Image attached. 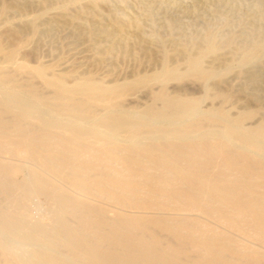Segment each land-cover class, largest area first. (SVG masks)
Here are the masks:
<instances>
[{
    "label": "rangeland",
    "instance_id": "374dc122",
    "mask_svg": "<svg viewBox=\"0 0 264 264\" xmlns=\"http://www.w3.org/2000/svg\"><path fill=\"white\" fill-rule=\"evenodd\" d=\"M92 1L96 4L92 3ZM112 21H120V23L122 22L121 24H131V26L127 25L128 28L125 25L122 28L124 31H122L116 27L113 28ZM134 28L138 29L137 33ZM105 32H109V34H104ZM208 38L219 49H217V58L211 55L204 56L206 58L202 59V66L206 69L215 68L212 69L215 73L209 76L210 79L207 77L208 81L207 78L196 80L192 76H183L187 69L186 56L184 57L185 52L183 51L194 52L203 46L205 43L203 41ZM258 44L263 45L262 50L255 49ZM251 48L254 49L252 50ZM0 49L14 51L15 61L23 66V68L18 69L15 67L7 69L6 74L13 80L12 85L15 83L14 87L20 88V91L34 90L44 95L43 97L46 99L50 97V90L46 89L40 80L31 77L30 72L34 66L41 65L46 69L47 73L52 72L51 74L53 75L66 76L65 82L68 85L79 79L87 78L93 80L96 85H101V87L104 86L105 89H108L115 84L130 82V80L132 81L138 76L152 75V73L160 70L165 59L166 64L174 69L176 68L177 70L175 71L182 77L177 79V81H175L176 79L168 80L165 83L168 84H163V86L151 83L124 91L123 99L121 100L123 108H130L131 110L129 111H132L133 108H136V110L133 109L134 111L148 107L160 108V98L163 96L190 97L201 100V105L199 106H204V110H201L204 113H216L214 112L215 110L218 112L217 114L223 112L228 119L232 116L230 120L239 119V125L243 124V126L245 125L244 127L252 129L264 124V0H0ZM254 51L258 52L255 53ZM161 52L162 54L160 55ZM250 52L252 60L248 61L247 64L233 62V60L238 61L242 53ZM1 56L2 54H0V62L2 61L0 66L5 65L3 56ZM238 65H241V67H238ZM227 67L228 70L224 73ZM220 70H223V73L218 72ZM215 74L219 76H215ZM28 86L32 87V89ZM205 90L209 97H207ZM175 94H179L181 97ZM153 102L154 104L152 105ZM219 103L222 104V108ZM201 107L200 109H202ZM213 108L214 111L212 110ZM223 108L224 110L221 111ZM97 110L100 113V109L98 108ZM207 110L208 112H206ZM209 110H212V113ZM219 111L221 112L219 113ZM236 114L239 115L237 116ZM31 122L36 124L35 120H27L25 123L30 125ZM213 130L218 129L215 128ZM146 132L141 133L138 129L134 130L132 135L141 139L148 136L149 133L151 136L156 134L151 131ZM34 134L32 138L35 140L33 141L31 138V143L38 146L42 144L40 148L44 147V140H40V133L36 132ZM157 140L155 141V147H160L159 150L156 148L155 152L159 153V156L162 155L164 157L165 155V158H170L178 166H184L182 168L186 170L185 172L190 177L192 174V177L195 175V177L202 179V182L205 180L204 185L207 187H217L216 190L222 194L224 193L225 198L227 197L224 200L225 202H221L216 196L208 194L209 190L206 186L198 188L188 180H183V182L179 180L180 182L177 185L170 184V187L168 186L165 192L159 189L161 182L159 184L158 180L149 178L136 180V183L134 182L135 184L131 185L132 187L137 185L135 190L130 189L131 187L122 186L124 184L123 181L119 182L121 185L119 183H111L101 187L97 182L102 181V177H99V180L97 174L100 171L106 172V170L103 168V164L96 161V158L103 156L104 149L102 150L101 145L99 146L101 144L100 141L92 144L87 142L89 147L86 144L83 145L85 149L81 155L82 163L74 164V160L69 158H65L66 160L63 159L61 162L65 171L69 167L74 171L82 169L88 173L89 180H87V184L85 182L81 184L87 190L86 192L84 190V194H89V197V192L94 194H92L91 199H85L74 194L68 184L69 182L62 181L63 185L55 183L56 187L65 189L64 191H67V195L71 194L70 196H72L73 194L72 197L75 196V198L81 199L83 202H90L88 205L91 209H105V212L101 210L100 217L94 214L90 215L91 220L95 222L99 219L103 221L101 225L103 233L100 232L102 235L112 230L110 222L114 221V218L117 221L118 217L119 222H121V218H123L121 216L125 214L123 219L127 226L131 228L135 226L137 228L140 225L139 227L143 229L138 227L134 230L132 228L129 232L132 239L153 240L159 249L173 254L177 262L198 263L208 261L213 264H264V227H262V230L260 229L261 227L255 224L261 221L263 226L264 223V179L257 177V172L260 173L262 170H254L255 164L252 163L254 165L248 169L247 173L242 174L240 162L232 166L230 161L231 154L226 153L218 145L213 146L214 150H210L209 145H203L198 149L195 145L188 144L180 148L175 147L176 144L173 139L163 138ZM1 142L3 147L0 149V163L5 165L4 162H6L5 166L10 169L9 171L6 169V173L5 171H2L3 173L0 171V182L3 177L6 182L8 181L10 194L7 197L0 192V207L10 212L15 211L12 200L16 198V195L21 196L23 194L21 204L24 205L23 208L25 207L24 216L28 222L40 221L48 224L51 220L53 221L57 205L53 204V201L42 193L40 189H36L35 186L30 185L29 189L26 183L31 175V168L29 170L25 168V161L14 153H10L16 150L13 146L7 145L0 140ZM147 142L149 141L145 140V143ZM50 145H55V141H52ZM90 145L93 147H90ZM162 145L163 147H161ZM94 146L95 148L96 146L98 147L95 149ZM177 149L180 151H177ZM12 164H15L16 167ZM88 166L90 169L92 167L91 170L93 171L88 170ZM118 166L115 167L116 172H122L124 175L128 172L132 173L134 170L137 171L136 167L133 170L131 167L125 169L126 166H122V164H118ZM127 169H130V171ZM7 173L13 175L10 176ZM152 173L154 171L148 172L149 175H153ZM1 174L4 176H1ZM90 177L92 178L90 179ZM61 178L67 181L65 177ZM2 181L5 182L4 180ZM13 182H17V184ZM227 182H230V184ZM218 184L219 186H217ZM157 185L158 187H156ZM33 188L37 191L34 192ZM95 189H99V191ZM101 191L103 192L102 194ZM112 191L115 197L111 198L108 195ZM199 192L202 196L199 195ZM129 193L133 195L130 196ZM97 194H101V197L95 196ZM118 195L122 198H119ZM6 197L10 198L7 199ZM117 197L119 198L118 200ZM228 197H231V199ZM247 199L254 202L251 201L249 203L250 201H245ZM232 200L234 201L232 202ZM237 200L240 202H237ZM10 202L11 206L9 205ZM148 202H152L155 205ZM157 203H161L162 206L157 205ZM11 208L13 210H10ZM115 212L121 215L117 216ZM202 213L204 214L202 215ZM127 216H130L129 221ZM145 217L150 220H146ZM252 217H255L254 221ZM256 217L259 218L257 219ZM137 218H139V221ZM233 219L234 221H232ZM68 220L71 224L78 222L77 219L72 217ZM153 220H156V223L158 221V223H154ZM107 221L110 222L108 223ZM166 228L171 232L169 233ZM145 229H148L149 232ZM83 232H88L85 227ZM172 232H175V234L173 235ZM150 233L151 236L148 237ZM2 237L0 235L1 240L5 239L7 241L3 240L4 243H8L7 246L9 245L10 251H7L8 248L6 246L5 254L0 252V264H17L18 262L20 264L25 258L23 260L24 263L32 261V247L30 244L25 243L24 245V242L16 237H12L13 239H9L11 238L9 236V238L3 235ZM220 245L221 247L219 248ZM27 251L28 253H26ZM235 251L237 255L234 254ZM6 252H9V255ZM60 252L61 254L65 253L63 250H60ZM15 256H20V258L16 261ZM21 257H23L22 260H20Z\"/></svg>",
    "mask_w": 264,
    "mask_h": 264
},
{
    "label": "bare ground",
    "instance_id": "6f19581e",
    "mask_svg": "<svg viewBox=\"0 0 264 264\" xmlns=\"http://www.w3.org/2000/svg\"><path fill=\"white\" fill-rule=\"evenodd\" d=\"M94 1H98V0H94ZM92 3L96 4L93 1H92ZM93 7H95V5H93ZM121 23H120V21L119 22L112 21V24L114 25L113 28L116 27L119 30H122V28L126 24H124V23L121 24ZM127 25H126V27H128L129 25L131 26V24H129L128 26ZM102 31H103V29H102ZM122 31H124V29ZM125 31H126V29H125ZM134 31L137 33L138 29L134 28ZM104 34H109V32H105ZM209 39L210 38H208L206 41H203V42H205L203 46H201V43H200L201 47L192 53H189L186 50L183 51V49H181L183 52H185V54L184 53L183 54H184V57L186 56V63H187L186 64L187 69L185 70V73L183 74V76H192L193 78H196V80L197 79L204 80L205 78H207V77L209 78V76H212L215 73L214 70L212 71V69H215V68H211V69L207 68L206 69L202 66V63H203L202 59L206 58L204 56L211 55L213 57H216L217 56L216 54L218 53L217 49H219V48H216V46L214 45V42H212ZM252 47H254V46H252ZM255 49L262 50L263 45L258 44L255 46ZM252 50H250V51H252ZM159 52H160V50H159ZM257 52H255V53H257ZM156 53H157V51H156ZM255 53H253V54L255 55ZM0 54H2L3 61L5 63V65L0 66V140H2L3 143H6L7 145L13 146L16 150H14L15 152H10V153H14L20 159H23L25 161V165H26V166H24L25 168H27L28 170H29V168H31L30 169L31 175H30V177L26 183L27 186H29V189H30V185L35 186L36 189H40L42 191V193H44L51 201H53V204L57 205V209L55 211L56 213L53 211L55 214L54 220L53 221L51 220V222H49L48 224H45V223L40 222V221L30 223L27 221V219H25V216H24L25 215V209H24L25 207L23 208L24 205L21 204L22 203V197L24 196L23 194L21 196L16 195V198L12 200L13 206L16 209L15 211L11 208L10 210H13V211L10 212V211H7L6 209H2V207H0V235H1V237H2V235L4 237L5 236L11 237V238L8 237L9 239H13L14 237H16V238H18V240L20 239L22 242H24V245H25V243L26 244L28 243L32 247V248L30 247L32 249L31 250L32 261H28V262L24 263L23 260H25L26 258L23 259V257H21L20 260L23 259L22 260L23 262L21 261L20 264H213V263L208 262V261H203V262H198V263H180V262L176 261V258L174 257L173 254H171L170 252L163 251V250L159 249L157 247V244L153 240H151L150 238H149L150 239L149 241H146L142 238L132 239V236H130L129 232L131 231L132 228H134V230H135L140 225H138L137 228L135 226L134 227L132 226V228L127 226L126 223H124L125 220L123 219L125 217V214H124V216H121V217H123V218H121L122 221L123 220L124 221L119 222L120 220H118L119 218L117 216H120L121 214L115 212L117 214V216H116L117 221H115V218H114V221H112V222L109 221L112 225V230L109 229L110 231H108L102 235L100 232L103 233V231L101 230L102 229L101 225H102L103 221L101 219H99V220H97V222H95V221L91 220L92 218L90 215L94 214V215H97V217L98 216L100 217L101 210H104V212H105V209L101 208V210H100L99 206H98L99 210L98 209H91L90 206L88 205V203H90V202H83V200L81 201V199L79 200V199L75 198V196L72 197L73 194H72V196H70L71 194L67 195L66 194L67 191L66 192L64 191L65 189H63V188L60 189L59 187H56V184H55V183L62 184V181L67 182V183L69 182L68 184L71 187V191L74 194L81 196L85 199H91V196H93L94 194L89 192L90 197L88 196L89 194H87V195L84 194V190H85V192L87 190L81 184L82 182L83 183L85 182L87 184V180H89L88 179L89 177L87 176L88 173L86 171H83L82 169H80L79 171L78 170L74 171L69 167L66 168L67 170L65 171L64 167H62L63 165H61V162L63 161V159L66 160L65 158H69V159L74 160V164L78 163V162L82 163L83 160L81 158V155L85 149L83 145L86 144L89 147L87 142H91V144H92V143H99V141H100L101 144H99V146L101 145L102 150L104 149L103 150V156L96 158V161H99L100 164H103V168L106 170V172H101V171L98 172V174H97L98 177L96 176L97 178L102 177V181H104V182H102V181L97 182L101 187H103L106 184L110 185L111 183L118 184L120 181H123L125 185L122 184V186H125L127 188L131 187L130 189L135 190V189H137V185L135 187L134 186L132 187L131 185L134 182L136 183V180L145 179V178H149L151 180L156 179V180H158L159 184L161 182V185H159V189L164 191V192H165V189H167V187L170 184L177 185L180 181L183 182V180H188L190 183L195 184L198 188L206 186V185H204L205 180L202 182V179H200L199 177H195L194 174H193L194 175L193 177L191 174V177H192L191 178L188 175V173L185 172L186 170H184L182 168L184 166H180V165L178 166V164L174 163L172 160H170V158L169 159H168V157L165 158V155H164V157H162L161 154H160L161 156H159V153L155 152L156 148L159 150V147H160V146L155 147V141L157 139L168 138L171 140L173 139L175 141V144H176L175 147H180V148L184 147L185 145H188V144L189 145L190 144L195 145V147L198 149L203 145H209L210 150H212L213 146L218 145L226 153L231 154L230 161H231L232 166H234L235 164H238V162H240L242 174H246L248 169L255 164V166L253 167L254 170H257V171L262 170V172H260V173L257 172V174H258L257 177L264 179V124L258 125L257 127L253 128V129L250 127H244L245 125L243 126V124L239 125V122H240L239 119L230 120L232 118V116H230L231 118L228 119L225 116V114H223V112L220 113L221 111L224 110V108L221 111H219L220 114H217L218 112L216 110L214 111V108L217 107L218 105L212 109L216 113H212L211 112L212 110L211 111L209 110L212 114L204 113L201 111V110H204L203 109L204 106L203 107L199 106V105H201L200 104L201 100L199 101L198 99L190 98L189 95H188L189 98H178V97H171V96H163L160 98V101H161V104H160L161 107L160 108L148 107L146 109L142 108L143 110H140L138 108L139 111L133 110V109L136 110V108H133L132 111H129V110H131L130 108L124 107L125 108L124 109L123 106L121 105V103H123L121 100L123 99L122 97H123L124 91H126V90L129 91V89L137 88L140 85L141 86L142 85H148L151 83L152 84L156 83L157 85L159 84V85L163 86V84L168 82V80L176 79L175 81H177V79L182 77V75L178 74L175 71V70H177L176 68L174 69V68H172L166 64L165 59L162 62L161 68L159 67L160 70H158L159 69L158 68L157 69L158 71L152 73V75L145 76V75H147V74H145L143 76H138L136 79H134V80L132 79V81L130 80V82L127 81V82H123L121 84H115L113 86H110V88H108V89H105L104 86L101 87V85H96L95 83H93L94 82L93 80L87 79L86 77H85L86 79H81V80L79 79L77 81L74 80L75 81L74 83L68 85V83L66 84V82H65L66 76L64 77V75L63 76L62 75H60V76L53 75V74H51L52 72L47 73L46 69L41 65L40 66L38 65L36 67L34 66V68L32 67V71L30 72L31 77L36 78L37 80H40L42 85L46 89L50 90L49 91L51 93V94L49 93L50 97L48 96L49 99H46L43 97L44 95H42V94H40L34 90L20 91L21 90L20 88L17 89L16 87H14L15 83H14V85H12L13 80L10 77H8L6 74V72L8 71L7 69L9 67H10L9 69H11L12 67H15L18 69V68H23V66L15 61V52L14 51H12V50L7 51L5 49L4 50L0 49ZM161 54H162V52L160 53V55ZM241 55H243V56H241ZM241 55H240L241 58H239V59L236 58V59H238V61L233 60V62H236L239 64H244V63L247 64L248 61L250 62V60H252L251 52L246 53V54L242 53ZM231 63H232V61H231ZM235 65H237V64H235ZM25 66H27V68H28L27 64ZM239 66L241 67V65H238V67ZM46 68H48V67H46ZM229 68H231V67H229ZM227 70H228V67L224 70V73L227 72ZM218 72L223 73V70L222 71L220 70ZM180 73H181V71H180ZM217 74H219V73H217ZM217 74H215V76ZM9 76H10V74H9ZM217 76H219V75H217ZM208 78H207V81H208ZM167 84H165V85H167ZM203 84H204V82H203ZM30 86H28V87H30ZM106 88H107V86H106ZM30 89H32V87H30ZM205 93L207 95L206 90H205ZM175 95H177V94H175ZM206 95H205V97H206ZM202 96H204V95H202ZM179 97H181V96L179 95ZM207 97H209V96L207 95ZM155 100H156V98H155ZM153 104H154V102L152 103V105ZM220 105H221L220 107L222 108L223 107L222 104H220ZM124 106H125V104H124ZM200 107L202 109H200ZM98 108L100 109L99 110L100 113L97 110ZM126 109H128V110H126ZM206 112H208V110ZM27 120H35L36 124H32L34 122H31L32 125L31 124L26 125L25 122ZM246 123H247V121H246ZM214 127L217 128L218 130H213V129H215ZM138 129L140 130L141 133H144L146 131H151V132H155L156 134L153 133L154 136H151L149 133L150 136L148 135L146 137L139 139V138H136L132 135V132H134V130L136 131ZM36 132L40 133V140H42V141L44 140V142H43L44 147H42V148H40V146H42V144H40V146H38V145H34L31 143V140L33 139L32 135ZM138 132H137V134L139 135ZM137 134H136V136H137ZM140 135L145 136L144 134H140ZM37 138H39V137H37ZM143 139H144V141H143ZM34 140L35 139H33V141ZM145 140L146 141L148 140L149 142L145 143ZM52 141H55V145L51 146L50 144H52ZM34 143H36V142H34ZM165 143H167V142H165ZM1 144H2V142L0 143V149H1V147H3ZM158 144H157V146H158ZM167 145H168V143H167ZM167 145H165V146H167ZM90 147H93V146L90 145ZM97 147L98 146H96V148ZM161 147H163V145ZM94 148H95V146H94ZM171 148H173V147H171ZM102 150H99V151H102ZM178 150L179 149H177V151ZM207 150H208V148H207ZM104 151H105V154H104ZM186 153H188V152L186 151ZM86 154H88V153H86ZM168 154H169V152H168ZM174 154H176V153H174ZM174 154H172V155H174ZM170 155H171V153H170ZM88 156H90V155H88ZM203 156H204V154H203ZM175 157L177 158V156H175ZM9 159H11V158H9ZM13 160H14V158H13ZM18 162H20V161H18ZM196 162H198V161H196ZM209 162H211V161H209ZM252 163H254V164H252ZM4 164L6 165V162H4ZM118 164H122V166L125 165L126 166L125 169L131 167L134 170V167H136L137 171L134 170V171H136L135 173L133 171L132 173L128 172L126 175H124L122 172H116L115 167L118 166ZM201 164H202V162H201ZM5 165H2V163H0V171L1 172L2 171L4 172L6 169H8V167ZM8 165H11V164H8ZM12 165H14V167H16L15 164H12ZM17 166L20 167L19 165H17ZM220 166H221V164H220ZM11 167H13V166H11ZM74 167H75V165H74ZM98 167H100V166H98ZM118 167H120V166H118ZM216 167H217V165H216ZM83 168H84V165H83ZM87 168H88V170L93 171V170H91L92 167H91V169L89 166ZM256 168H259V169H256ZM9 169H8V171H9ZM120 170H122V169H120ZM127 170L130 171V169H127ZM96 171H98V170H96ZM149 171H154V173H152L153 175H149L148 174ZM5 173H6V171H5ZM8 173H10V172H8ZM93 174H94V172H93ZM224 174H225V172H224ZM2 175L3 174H1V176ZM8 175H10V174H8ZM8 175H6V176H8ZM12 175H10V176H12ZM202 175H204V174H202ZM202 175H200V176H202ZM221 175H223V174H221ZM230 175H232V174H230ZM45 177H46V179H45ZM61 177H65V179L67 181L63 180V178H61ZM92 177H90V179ZM100 178H99V180H100ZM202 178H204V177H202ZM12 179H11V181H12ZM2 180H4L5 182H3ZM1 182H3V183H1ZM1 182H0L1 183L0 192L3 193V195L5 194L4 196L8 197V195L10 194L9 193L10 187H9L8 181L6 182L5 178L3 177L1 179ZM13 183L17 184V182H13ZM26 184H25V186H26ZM228 184H230V182ZM150 185H152V184H150ZM244 185H246V184H244ZM93 186H94V184H93ZM217 186H219V184ZM156 187H158V185ZM214 187L215 186H211V187L208 186L207 187L209 190L208 194L216 196L218 198V200L221 202H225L224 200L227 197L225 198V196L223 195L224 193L222 194L220 191L216 190L217 187H215V188ZM155 189H157V188H155ZM36 191L37 190H35L34 192H36ZM96 191H99V189H97ZM179 191H181V190H179ZM105 192H106V190H105ZM23 193H24V190H23ZM102 193L103 192L101 191V194ZM36 194H38V193H36ZM101 194L100 195L97 194L95 196L101 197ZM129 194H130V196L133 195L131 193H129ZM199 195H201V193ZM104 196H106V195L104 194ZM108 196H110L112 198L114 196L113 191ZM118 196H119V198L121 197L120 195H118ZM164 196H166V195H164ZM230 196H232V195H230ZM3 198H5V197H3ZM9 198H7V199H9ZM119 198L117 197V200ZM228 198L231 199V197H228ZM193 201H195V200H193ZM233 201L234 200H232V202ZM245 201H247V202L250 201L249 203H251V201L254 202L253 200H248V199ZM127 202H128V200H127ZM237 202H240V201L237 200ZM151 203L152 202H150L149 204H151ZM10 204H11V202L9 203V205ZM231 204L233 205V203H231ZM153 205H155V204H153ZM157 205H161V203L160 204L157 203ZM248 207H250V206H248ZM207 209H208V207H207ZM255 209H257V208H255ZM111 212H113V211H111ZM129 212H130V210H129ZM255 213H257V212H255ZM258 213H260V212H258ZM110 214L112 215V213H110ZM197 214L199 215V213H197ZM203 214L204 213H202V215ZM71 217L77 219L78 222L75 224L69 223L68 219ZM129 217H128V219L127 218H125V219H127L129 221ZM182 217H180V218H182ZM256 218L258 219L259 217H256ZM137 219L139 221V218H137ZM147 219L150 220L149 218H146V220ZM254 219H255V217L253 218V221H254ZM130 221H132V220L130 219ZM133 221H134V219H133ZM155 221L153 220L154 223H156ZM232 221H234V219ZM135 222H137V221H135ZM140 223H143V222H140ZM147 223L149 224L148 221H147ZM157 223H158V221H157ZM255 224H256V226L261 227L260 229L263 230L262 227H264V223H263V226L261 225V221H259V223L258 222L255 223ZM82 227L83 228L85 227L88 232L87 233L83 232ZM160 227H158V228H160ZM140 228L142 229V227H139V229ZM153 228H154V226H153ZM166 229L168 231V228H166ZM145 230L148 231V229H145ZM139 232H141V231L139 230ZM172 233H173V235L175 234V232H172ZM139 236H140V234H139ZM150 236H151V233L148 235V237H150ZM168 237H170V236H168ZM133 238H135V237H133ZM3 240H5V239L1 240V238H0V252H1V254L2 253L5 254L6 246L8 244V243L7 244L4 243ZM157 242H158V240H157ZM158 244H160V243H158ZM165 244H167V243H165ZM8 246H7V248H8ZM220 247H221V245L219 246V248ZM202 248H204V247H202ZM60 250H63L66 254L63 252H62L63 254H61ZM7 251H10L9 248ZM28 251H29V249H28ZM28 251L26 253H28ZM185 252L187 253V251H185ZM8 253L6 252V254H8ZM230 253H231V251H230ZM254 253H256V252H254ZM234 254L237 255L236 251ZM227 255H228V253H227ZM236 255H234V256H236ZM243 255H244V253H243ZM13 256H14V254H13ZM229 257H231V256H229ZM18 258H20V256L19 257L17 256L16 259L15 258L14 259L17 261ZM184 258H186V257H184ZM260 259H262V258H260ZM194 261H196V260H194ZM223 261H224V259H223ZM229 263H230V261H229Z\"/></svg>",
    "mask_w": 264,
    "mask_h": 264
}]
</instances>
